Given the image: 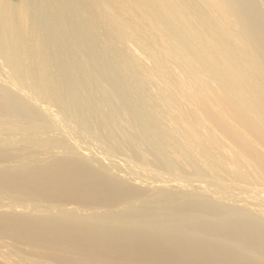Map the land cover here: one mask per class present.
Here are the masks:
<instances>
[{
    "label": "rangeland",
    "instance_id": "1",
    "mask_svg": "<svg viewBox=\"0 0 264 264\" xmlns=\"http://www.w3.org/2000/svg\"><path fill=\"white\" fill-rule=\"evenodd\" d=\"M235 1L240 5L237 18L244 23L237 36H253L247 49L253 52L260 49L257 52L263 54L264 0ZM105 17L112 18L109 14ZM106 19L104 23L102 19L96 22L98 29L112 22ZM122 33L124 37L116 35L127 40V48L116 53L106 51L101 56V66L98 63L93 68L100 81L91 86L88 102L72 107L74 114L79 112L76 115L85 113L101 81L108 79L110 83L106 84L104 93L109 100L120 89L126 91L118 102L121 113H117L116 121L108 123L109 126L104 123L105 117L95 113L85 115L83 123H87L82 126L72 122L63 128L51 119V112H58L59 105L52 102L50 109L45 108L20 88L8 84L7 70L3 67L6 62L0 60L3 61L0 63V264H7L6 258L12 264H264V200L259 196L250 200L253 196L243 188L245 183L248 188L254 182L251 177L235 170L220 171L224 177L215 176L219 171L212 175L194 157V148L183 149L179 146L180 137L167 136L166 117L161 114L151 117L152 109L158 107L155 104L135 114L130 126L123 124L125 112L132 113L136 104L154 95L159 86L144 81L137 94L133 92L130 80H137L136 70H129L123 78L118 76V81L113 79L121 73L117 66L120 61H128L129 55L140 49L139 42L130 43L129 36ZM87 49L81 51L90 52ZM131 51L133 55H128ZM262 56L259 61L262 59L263 64L260 62L258 66L257 61L255 71L264 65ZM114 60H119L118 64ZM107 64L112 65L110 70L106 69ZM261 88L264 91V86ZM165 95L169 93L165 91L163 98ZM168 96L163 100H169ZM149 117L153 118L151 123ZM147 120L150 129L143 128L140 133ZM195 149L210 156L204 145L197 144ZM210 162L214 166L219 164L216 157ZM145 164L146 172L140 167ZM220 173L217 175L221 176ZM229 176L240 182L239 192L231 183L236 180L230 182ZM185 182L188 187L183 185ZM222 185L226 187L223 189ZM241 185L243 191L239 189Z\"/></svg>",
    "mask_w": 264,
    "mask_h": 264
},
{
    "label": "bare ground",
    "instance_id": "2",
    "mask_svg": "<svg viewBox=\"0 0 264 264\" xmlns=\"http://www.w3.org/2000/svg\"><path fill=\"white\" fill-rule=\"evenodd\" d=\"M239 6V2L235 0H0V60H4L7 66L2 63L3 61L0 63L7 70L3 68L8 84L11 83L20 88L29 94L35 103L45 108L50 109L52 102H55V106L59 105L58 112H51V119L63 128L72 122H75V124L72 123L74 125L82 126L86 122L83 123V119L88 116L87 114L94 116L95 113V116L99 114L105 117V125L112 124L117 113H121L118 102L125 90L120 89V86L118 89L122 91L119 90L113 98L109 96L112 98L109 100L104 93L108 79L101 81L100 88L96 90V96L91 93L95 97L92 102L89 101L90 103L85 105L87 107L84 110L85 113L76 115L79 112L74 114L72 107L88 102L91 86L100 81L97 78L98 73H94L93 68L98 63L100 65L101 56H104L106 51L116 53L124 47V49L127 48L129 44L127 40L117 37L121 32L126 33L130 43H140V49L128 53L129 55L136 52L134 55L132 53L133 56L129 55V59L127 58L128 61L134 60V62L127 64L128 61L125 63L121 60L117 65L119 60H114V64L117 63L116 65L120 66L121 73L119 72L117 76L114 74L113 79L116 78L118 81L120 79L118 76L122 75L123 78L129 70H136L138 78L135 79L137 80H130L133 83L129 82L132 84L133 92L136 93L143 86L142 83L149 80L150 85L158 84L159 88L155 89L156 92L153 91L154 95H150L141 104H136L132 113L123 111L125 112L123 124L130 126L133 124L135 114L155 104L158 107H154L150 115L154 117L158 114L160 117L159 114H161L166 117L165 129L168 133L165 132V134L167 133L168 137L170 134H174L170 137L171 139L175 135L180 137L182 145L179 146L183 149L194 148L195 155L191 156H196L205 169L212 171V175H214L213 172L216 174L218 171V173L226 170L228 172L243 171L245 176L251 177L254 181L252 183L251 180L252 184L248 185V188H246L247 183L243 187L253 196L250 195L249 199L251 197L250 200H253L254 196H259V199L263 201L264 91L261 87L264 86L262 73L264 65L261 66V70L258 69L259 71L254 69L258 62V66L261 65L260 62L263 60L259 61V58L264 53L260 55L257 52L260 49L256 52L250 51V48L247 49V46H250L249 42H253V36L243 35L242 38L237 36L240 34H238L239 30L244 27V23L238 19L237 15ZM194 7L195 10H193ZM107 13L109 17H112L110 18L112 22L103 24L104 26L98 29L99 25L97 26L96 22L99 23L100 19L105 21L106 17H103L108 16ZM241 14H244L242 10ZM84 32L89 34L88 37H85ZM263 46H261L262 49H264ZM87 48L91 50L84 54L81 50ZM111 66L105 65L106 69L109 68L108 70ZM99 71L97 69V72ZM109 91L111 93V90ZM165 91L166 94L169 93L167 101H164L166 95L163 98ZM60 111H65L66 114L64 112L61 114ZM150 119L153 118L149 117V122ZM148 120L140 129V133L143 128H147L146 131L150 129L151 122L147 123ZM102 129L99 130L102 131ZM168 142L165 141V143ZM157 143L161 146V141ZM197 144L208 147L210 156L195 149ZM86 151L84 153L90 152ZM212 157L218 159V165H211ZM140 167L142 171H147V164ZM134 168L139 169L135 166ZM230 173L233 174V172ZM217 174L216 177H224L221 173V176ZM231 176H229L230 182L233 179ZM231 183L233 187L240 186L237 180ZM185 184L186 182L183 185ZM224 186L222 185L223 189ZM242 186L239 189L243 191ZM237 190L238 187L235 191ZM242 191H240L242 195H245L246 193ZM232 195L234 196L233 192ZM236 196L238 197V194ZM8 259H4V262L12 264L11 259L9 261Z\"/></svg>",
    "mask_w": 264,
    "mask_h": 264
}]
</instances>
